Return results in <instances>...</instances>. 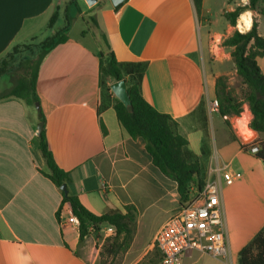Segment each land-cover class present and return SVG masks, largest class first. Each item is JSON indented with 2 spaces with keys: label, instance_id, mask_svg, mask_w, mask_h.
I'll list each match as a JSON object with an SVG mask.
<instances>
[{
  "label": "crops",
  "instance_id": "crops-1",
  "mask_svg": "<svg viewBox=\"0 0 264 264\" xmlns=\"http://www.w3.org/2000/svg\"><path fill=\"white\" fill-rule=\"evenodd\" d=\"M248 3L204 0L199 14L193 0H127L118 8L111 0L93 5L89 0H0V59L16 46L41 44L68 29L67 40L39 68V107L17 98L0 100V264H100L110 238L100 231L81 242L77 227L61 226L73 213L70 204L63 205L65 193L47 176L39 148L40 108L48 148L70 177L68 194L97 216L135 209V238L123 264L153 263L156 234L182 207L177 182L154 165L146 142L129 135L103 96L93 37L100 33L119 62L146 65L143 97L187 138L188 159L201 169L198 183L218 179L222 184L228 259L196 251L186 255L184 264H212L209 259L239 264L242 249L264 229V161L243 149L242 120L248 114L251 123V110L223 115L213 102L217 80L227 78L222 71L232 62V50L221 43L236 31H250L254 18L244 12L232 26L225 14ZM76 4L85 10L73 18ZM55 12L57 20L49 27ZM93 16L99 33L83 29L73 34L75 22L86 18L89 23ZM263 22L260 16L264 37ZM45 28L53 34L38 40ZM258 65L264 74V56ZM257 136L262 143L264 134ZM225 166L241 174L232 185L221 178ZM192 192H198L197 186Z\"/></svg>",
  "mask_w": 264,
  "mask_h": 264
},
{
  "label": "trees",
  "instance_id": "trees-1",
  "mask_svg": "<svg viewBox=\"0 0 264 264\" xmlns=\"http://www.w3.org/2000/svg\"><path fill=\"white\" fill-rule=\"evenodd\" d=\"M193 2L197 12L201 14L204 0H193ZM247 11L254 13L250 31L246 33L236 31L233 36L224 41L223 45L232 50L231 58L237 76L247 88L244 96L253 115L251 128L264 134V74L258 65V58L264 56V37L259 32V17L264 16V0H249L248 5L237 7L235 11L226 13L225 17L232 26H236L239 17ZM57 17L58 12H55L49 22V27L55 24ZM84 21L87 23L86 18ZM90 21L99 29L94 16L90 18ZM67 31L68 29L65 28L54 37L39 44L35 58L23 55V46H16L0 59V80L10 78L13 82L12 87L0 93V100L17 98L29 106L40 104L37 93L39 68L49 52L67 40ZM93 37L97 40L99 47L103 96L113 103L117 118L129 135L133 138H142L146 142L147 151L154 165L163 174L177 182L181 205L185 206L193 194L192 188L197 186L200 191L203 187L197 181L201 170L199 163H191L188 159L189 142L187 138L176 131L177 125L170 116L158 112L143 97L142 83L146 65L119 62L106 35L93 34ZM122 80L127 83L133 112H129L111 91V84ZM216 95L221 114L240 116L241 104L234 97L225 76L217 80ZM39 113L40 120L45 123L41 108ZM103 129L106 132L105 128ZM39 148L49 169L47 176L57 187L61 188L64 184L68 187L70 177L55 162L48 148L45 127L40 136ZM257 156L264 161V141L261 143ZM65 204H70L73 215L80 222L79 239L81 242L91 234L89 231L91 227L92 233L95 234L103 227H113L116 234L107 239L103 251L116 257L125 254L131 248L137 226V213L133 207H125V212L112 209L97 216L88 211L76 195L64 194L63 205ZM156 252L159 256L156 261L151 260L154 261L151 264H156L162 258L158 250L153 255ZM239 264H264V229L242 249Z\"/></svg>",
  "mask_w": 264,
  "mask_h": 264
},
{
  "label": "built area",
  "instance_id": "built-area-1",
  "mask_svg": "<svg viewBox=\"0 0 264 264\" xmlns=\"http://www.w3.org/2000/svg\"><path fill=\"white\" fill-rule=\"evenodd\" d=\"M213 106L219 109L218 100L213 102ZM241 137L243 149L258 155L261 141L251 128V123L246 121ZM240 177V173H232L228 166L222 169L221 178L226 185H232ZM68 225L80 228V222L73 214L61 222L63 228ZM89 231L92 233V227ZM101 231L106 237L116 234L113 227H103ZM155 248L162 256L156 264H184L186 255L196 251L218 259H228L222 184L218 179L206 182L200 191L192 194L185 206L171 215L155 236Z\"/></svg>",
  "mask_w": 264,
  "mask_h": 264
},
{
  "label": "rangeland",
  "instance_id": "rangeland-1",
  "mask_svg": "<svg viewBox=\"0 0 264 264\" xmlns=\"http://www.w3.org/2000/svg\"><path fill=\"white\" fill-rule=\"evenodd\" d=\"M211 3H212V1H211ZM212 4H213L212 5L213 7H216V5H214V3H212ZM78 10L79 11L80 10H85V6L83 4L82 5H78V4L73 5L71 7V11H73L72 12L73 13L72 17L73 18L77 17ZM59 26H61V24ZM83 29H85L88 32L96 31V32L99 33L98 28H96L95 25L91 21L89 23H84V22H82V20H78L77 22H75V29L73 30V34L76 35V36H79ZM262 33L264 34V22H263V26H262ZM52 34H53L52 30H50L49 28H45V29H43L41 31V34L39 35L38 40H41L42 38L44 39L45 37H47L49 35H52ZM86 40L88 42H90V44H92L90 38L87 37ZM221 44L223 45L224 41ZM38 45L39 44L31 43L29 45L23 46L22 47L23 55H28V56H30V58H35L36 54L38 53V47H37ZM222 72L227 75L228 85L232 89L234 97L237 98L238 103L241 104V113L244 112L245 108L250 110L249 104L245 100V96H244L245 92L247 91V88L243 84L241 78L237 76V73H236V70L234 68L233 62H231L229 64V66L226 65L225 69ZM11 81L12 80L10 78H4V80H0V92H3L5 90H7L9 87H11L12 86V84L10 83ZM105 243H104V245H105ZM155 251H157L156 248H155ZM125 254H120V255H118L116 257H113V256L108 255L107 253H105V251H103V248H102V251H101L100 257H99L100 264H123L125 262ZM158 256L159 255L156 252L154 254V258L153 259H157ZM129 261H130V259L128 258V260H126V263H128ZM208 262H210L212 264H215V260L214 259H209ZM222 264H227V261H223ZM228 264H231V261H229Z\"/></svg>",
  "mask_w": 264,
  "mask_h": 264
},
{
  "label": "water",
  "instance_id": "water-1",
  "mask_svg": "<svg viewBox=\"0 0 264 264\" xmlns=\"http://www.w3.org/2000/svg\"><path fill=\"white\" fill-rule=\"evenodd\" d=\"M111 1L115 7H119L120 5H122L127 0H111ZM95 2H96V0H89V3L91 5H93ZM110 88H111V91L114 94V96L123 103V105L127 108V110L129 112H133L132 102L130 100L126 81L122 80L119 82H115V83L111 84ZM36 106L39 107V104H36ZM43 130H44V123L41 122L39 127H38L39 136H41ZM61 189L66 195H68L69 190H68V187L66 184H64L61 187Z\"/></svg>",
  "mask_w": 264,
  "mask_h": 264
},
{
  "label": "bare ground",
  "instance_id": "bare-ground-1",
  "mask_svg": "<svg viewBox=\"0 0 264 264\" xmlns=\"http://www.w3.org/2000/svg\"><path fill=\"white\" fill-rule=\"evenodd\" d=\"M247 116H248V114H246V116H245L246 119L244 120V122H242V124L244 123L243 124L244 126H245V121H247Z\"/></svg>",
  "mask_w": 264,
  "mask_h": 264
}]
</instances>
